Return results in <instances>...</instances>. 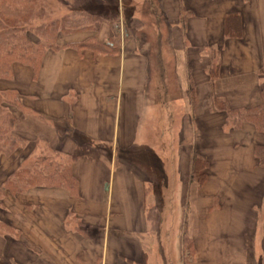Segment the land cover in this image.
<instances>
[{
    "label": "crops",
    "instance_id": "crops-1",
    "mask_svg": "<svg viewBox=\"0 0 264 264\" xmlns=\"http://www.w3.org/2000/svg\"><path fill=\"white\" fill-rule=\"evenodd\" d=\"M115 1V29L60 35L37 70L0 78L26 142L0 155V264H264V131L217 103L264 101V0ZM114 30L118 51L77 46ZM44 151L75 157L77 194L5 187ZM194 152L209 160L202 184Z\"/></svg>",
    "mask_w": 264,
    "mask_h": 264
},
{
    "label": "trees",
    "instance_id": "trees-1",
    "mask_svg": "<svg viewBox=\"0 0 264 264\" xmlns=\"http://www.w3.org/2000/svg\"><path fill=\"white\" fill-rule=\"evenodd\" d=\"M40 0H0V78L10 79L14 75V64L24 63L38 69L43 62L46 53L51 49H57L60 32L73 33L82 30H99L105 22L111 23L115 29L118 21L119 5L112 1L107 10H99L91 4V0H82L78 6L73 0L70 11L73 15L61 19L46 20L44 11L40 6ZM70 1V0H68ZM107 1V0H106ZM158 4L150 3L143 10H157L161 12ZM135 8L132 7V10ZM127 13V10H126ZM110 17H113L110 19ZM234 18L230 17V21ZM126 32L128 35L136 33L139 35L140 45L143 48L146 42V33L140 32L138 27L141 22L133 18H126ZM49 21V22H48ZM40 24H35L39 23ZM39 36V41H34L30 35ZM38 35V36H37ZM41 36H44L41 39ZM48 36V37H45ZM111 44L100 43L95 39L85 40L79 43L78 48H92L101 53H111L119 49V33L114 30V37L110 39ZM212 75H218L219 64L211 68ZM17 99L9 100L8 96L0 91V155L13 152L26 144L16 132L18 117L13 106ZM217 101V100H216ZM220 109L230 114L237 115L238 123L251 122L258 130L264 131V101L260 107L246 110H233L226 107L225 101L217 102ZM240 125V124H239ZM37 143H39L37 141ZM260 154V151H258ZM75 157H64L59 154H51L48 151L29 158L12 176L5 180V187L13 192L25 191L32 186L47 185L65 187L72 194H77L78 181L72 172V162ZM209 160L194 152L191 166L192 178L201 184L206 179V170ZM184 244L190 248V239L185 233Z\"/></svg>",
    "mask_w": 264,
    "mask_h": 264
},
{
    "label": "rangeland",
    "instance_id": "rangeland-1",
    "mask_svg": "<svg viewBox=\"0 0 264 264\" xmlns=\"http://www.w3.org/2000/svg\"><path fill=\"white\" fill-rule=\"evenodd\" d=\"M113 0H91V4L95 7L93 9L95 10H99L102 8V10L104 9L107 10V7L112 5V2ZM73 2V0H40L39 3H40V6L41 8L43 9L44 11V15L46 17V20H56V19H61L65 16H70V15H73V13L70 11V6L68 5L71 4ZM114 2V1H113ZM76 3L78 4V6L80 4H82V0H76ZM101 5V8H99L98 6ZM48 21V22H49ZM41 22L39 23H35V24H40ZM67 35V33H64V32H60L58 34V37L60 35ZM161 34H164V32H161V31H158V35H161ZM38 36V35H37ZM30 37L32 39H34V41H39V36L38 37H35L34 35H30ZM44 36H41V39L43 38ZM45 37H48V36H45ZM9 100H14V98H16V93H5ZM233 116H237V115H233ZM238 121V119H236ZM185 238V236H184ZM185 250H187V246L185 245ZM188 255V252H186V261L189 259V257L187 256ZM174 256L175 254L173 253H169L168 254V263L166 264H176L175 263V260H174Z\"/></svg>",
    "mask_w": 264,
    "mask_h": 264
}]
</instances>
